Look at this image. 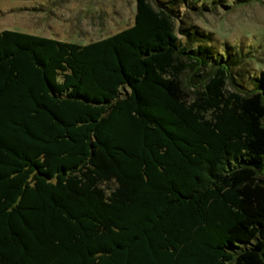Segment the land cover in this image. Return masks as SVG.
<instances>
[{"label":"trees","instance_id":"obj_1","mask_svg":"<svg viewBox=\"0 0 264 264\" xmlns=\"http://www.w3.org/2000/svg\"><path fill=\"white\" fill-rule=\"evenodd\" d=\"M135 1L86 44L0 31V264H264V71Z\"/></svg>","mask_w":264,"mask_h":264},{"label":"rangeland","instance_id":"obj_2","mask_svg":"<svg viewBox=\"0 0 264 264\" xmlns=\"http://www.w3.org/2000/svg\"><path fill=\"white\" fill-rule=\"evenodd\" d=\"M206 8L180 6L176 27L195 26L211 44L247 53L242 68L264 71V0H198ZM135 0H0V31L11 29L86 44L133 23Z\"/></svg>","mask_w":264,"mask_h":264}]
</instances>
